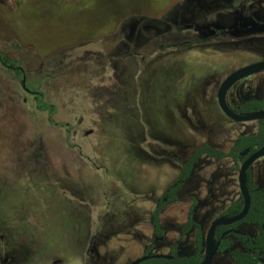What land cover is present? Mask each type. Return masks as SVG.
<instances>
[{
  "label": "rangeland",
  "instance_id": "374dc122",
  "mask_svg": "<svg viewBox=\"0 0 264 264\" xmlns=\"http://www.w3.org/2000/svg\"><path fill=\"white\" fill-rule=\"evenodd\" d=\"M241 3L264 15V0H0V53L57 106L39 110L0 61V264H87L99 213L110 225L139 191L153 196L178 177L175 161L160 157L185 158L197 131L216 126L214 80L255 60L264 36L159 45L201 43L213 31L197 32L235 20ZM206 167L196 165L187 192ZM117 229L96 236L98 264L140 255L151 232Z\"/></svg>",
  "mask_w": 264,
  "mask_h": 264
},
{
  "label": "flooded vegetation",
  "instance_id": "af4514ba",
  "mask_svg": "<svg viewBox=\"0 0 264 264\" xmlns=\"http://www.w3.org/2000/svg\"><path fill=\"white\" fill-rule=\"evenodd\" d=\"M250 7L243 3L235 6L236 10L241 12L230 23L219 22V27H216L218 25L216 23H209L208 30L204 31L203 29L197 32L201 36V34H206L208 31H213L212 35L204 36L201 43L183 40L181 42L160 44L159 47L161 49L174 47L185 49L191 48L196 43L201 45L210 44L209 41L216 43V41H221L222 39L253 43V40L258 39L257 37L264 36V15L261 14L263 11L261 7H259L261 8L260 10H256L259 8L254 6ZM192 28L194 27L192 26ZM184 43H189V45H183ZM251 49L258 55L255 60L245 62L236 69L228 70L223 68L218 73V76L223 77L218 80L215 79L213 82L212 90L209 93V102L210 106L214 104L217 112L215 116L209 117L208 120H215L213 125L216 126H209L207 134L204 136L205 139L199 136L200 140L196 142V147L191 151L189 146L186 148L185 158L179 157V154L173 151L166 152L164 156L160 157L162 159L170 158L175 161L180 170L178 177L171 184L161 189L159 188L158 193L153 196L147 192L139 191L133 197L134 201L125 203L127 211L118 213L119 215L116 214L110 225L101 219L103 215L99 213V229L97 233L93 234L94 236H91L89 239V242H91L87 245L86 253L90 258L87 264H98L92 258L93 255L91 253V249L95 248L96 236L110 231V228L117 227L118 229L114 230L116 232L124 228H128V230L134 228L136 235L140 239L143 227H149L151 231L148 240L146 239L143 244L142 253L125 263L118 264H130L134 260L150 254L167 255V257L160 258L177 261L178 264H187L186 262L180 263V259L198 256V264H200L205 256L207 233L212 223L216 220L222 221L215 228L214 239L217 248L211 264H239L236 260V256L239 253L255 256L256 252L258 253V264H264V154L254 159L246 171L245 178L250 196V206L245 216L234 222L227 221L238 216L245 207L244 195L239 182L240 170L254 153L264 147V118L249 120L230 118L223 112L218 102L219 89L228 75L247 65L264 61V42L255 43ZM3 59L6 58L0 53L2 64ZM15 63L17 64V62ZM17 66L20 67L18 64ZM5 67L8 68L6 65ZM22 71L20 74L16 71L13 72L22 76L26 85L24 89L33 94L35 91H41L32 90L28 87L24 70L22 69ZM225 100L229 109L238 116L248 117L264 113V69L234 82L227 90ZM46 111L55 112L53 110ZM203 145H208L211 149L224 153L225 156L216 157L204 151L197 158L190 176L184 181L183 188L178 193V199L167 203L160 212L159 224L163 229V235H158L155 233L153 226V215L157 209L158 202L163 198L167 188L181 175L182 165L187 163L193 153ZM175 148L177 151V147ZM153 156L156 157L157 154H153ZM203 160L206 161V168L208 169V173L204 175V182L199 184V187L193 188L191 192H187L192 182L196 165ZM215 161H222L225 165L220 168L215 167ZM119 197H121V194ZM210 211L212 215L209 214ZM191 214L193 223L188 227ZM254 218L258 219L255 220ZM90 228L93 230V227ZM199 234L200 242L198 239ZM240 236L246 239L242 240ZM146 237L144 236V238ZM188 238L192 240L187 246L184 242Z\"/></svg>",
  "mask_w": 264,
  "mask_h": 264
},
{
  "label": "trees",
  "instance_id": "16d2710c",
  "mask_svg": "<svg viewBox=\"0 0 264 264\" xmlns=\"http://www.w3.org/2000/svg\"><path fill=\"white\" fill-rule=\"evenodd\" d=\"M183 45H189V43H184ZM3 64L6 65L9 70H13L18 72L19 74L22 73V68L18 67L17 64L14 61H7L6 59H3ZM24 80H21V84L22 87L26 88V85L24 84ZM24 84V85H23ZM35 97H36V104L37 107L41 110H53L56 112L57 110V106L47 103L45 102V96L44 93L42 91H35L34 92ZM207 151L209 154H212L216 157H223L225 156L224 153L216 151L214 149H211L208 145H203L201 146L199 149H197L192 157L190 158V160L187 163H184L183 166V170L181 175L179 176V178L172 184L170 185L167 190L164 193V196L162 199L159 200L158 202V206L157 209L154 212L153 215V226L155 229V233H157L158 235H163V229L160 227L159 224V215L160 212L162 211V209L165 207V205L169 202H173L175 200L178 199V193L179 191L183 188L184 185V181L190 176L192 169H193V165L195 163V161L197 160V158L204 152ZM255 220H257L256 218H254ZM193 223V219H192V214L190 217V223L188 225V227ZM242 240H245V237L240 236ZM199 242H200V234L198 236ZM258 253H255V256H250L247 253H239L236 256V260L239 264H258L259 259L257 258ZM180 263H187V264H198V256L195 257H191V258H184V259H180L179 260ZM140 264H178L177 261H172V260H168V259H163V258H159V259H149L146 260Z\"/></svg>",
  "mask_w": 264,
  "mask_h": 264
},
{
  "label": "water",
  "instance_id": "95a60500",
  "mask_svg": "<svg viewBox=\"0 0 264 264\" xmlns=\"http://www.w3.org/2000/svg\"><path fill=\"white\" fill-rule=\"evenodd\" d=\"M264 69V61L261 62H257V63H253L250 65H247L233 73H231L230 75L227 76V78L223 81L220 89H219V93H218V102L219 105L221 107V109L223 110V112L230 118L233 119H237V120H249V119H254V118H264V113H259V114H255L252 116H248V117H241L238 116L236 114H234L229 107L226 104V100H225V96L227 93V90L230 88V86L236 82L237 80L246 77L248 75H251L253 73H256L258 71H261ZM264 154V147L261 148L259 151H257L256 153H254L242 166L241 170H240V175H239V182H240V187L242 190V193L244 195V201H245V207L243 209V211L236 217L230 218L227 221L228 222H234L237 220L242 219L249 206H250V196H249V192L247 189V185H246V171L249 167V165L251 164V162L262 156ZM222 220H216L212 223L210 230L207 233L206 236V251H205V256L202 260V262L200 264H211L212 260L216 254V248H217V244H215V239H214V235H215V228L216 225L219 224ZM160 257H167V255H163V254H150V255H144L136 260H134L133 262H131L130 264H139L147 259L150 258H160Z\"/></svg>",
  "mask_w": 264,
  "mask_h": 264
},
{
  "label": "crops",
  "instance_id": "0c3cea01",
  "mask_svg": "<svg viewBox=\"0 0 264 264\" xmlns=\"http://www.w3.org/2000/svg\"><path fill=\"white\" fill-rule=\"evenodd\" d=\"M210 109H212L214 111V115L213 116H215V113L217 112V110H216V107L214 106V104H212L210 106ZM208 122H210V124H213V123H215V120H211V121H208ZM209 126H211V125H208L205 129H203V128L199 129L197 131V135L202 136V138L205 139L204 136L207 134V129L209 128Z\"/></svg>",
  "mask_w": 264,
  "mask_h": 264
}]
</instances>
